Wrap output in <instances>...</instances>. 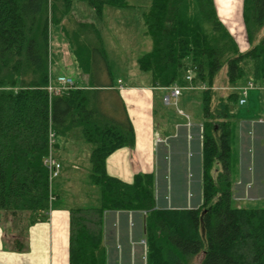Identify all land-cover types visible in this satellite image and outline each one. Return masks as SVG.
<instances>
[{"label":"trees","instance_id":"16d2710c","mask_svg":"<svg viewBox=\"0 0 264 264\" xmlns=\"http://www.w3.org/2000/svg\"><path fill=\"white\" fill-rule=\"evenodd\" d=\"M97 16L104 7L129 6L128 0H78ZM72 0H0V214L28 224L50 209L48 131L66 138L77 132L89 146L91 185L98 205L69 210V264H106L103 223L109 211L135 214V238L146 243L147 264H264V207L233 204L232 142L236 134L238 86L264 80V0H242L248 48L236 40L217 16L213 0H149L143 15L152 46L137 59L154 86H186L190 70L195 85L225 92L201 91V204L162 206L153 174L138 173L128 183L110 176L107 157L133 147L135 133L127 116L121 120L102 109L108 84L98 71L107 68L101 36L93 24L79 23L69 36L89 87L71 89L49 99L48 19L69 18ZM92 43L79 42L84 30ZM81 40H83L81 38ZM87 64V65H86ZM223 70V71H222ZM216 166V167H215Z\"/></svg>","mask_w":264,"mask_h":264},{"label":"crops","instance_id":"0c3cea01","mask_svg":"<svg viewBox=\"0 0 264 264\" xmlns=\"http://www.w3.org/2000/svg\"><path fill=\"white\" fill-rule=\"evenodd\" d=\"M213 2L218 18L226 26L218 12L216 0ZM148 4L149 0H135L134 5L129 4L126 7H104L102 14L97 16L87 3L73 0L69 18L52 24L51 28L49 72L53 82L55 83L57 76L66 75L73 78L79 87L89 86L87 73H84L85 80L80 78L81 68L69 42V36L75 34V30H79L74 20L79 23L93 24L103 42L104 27L109 21L120 25L121 15L126 19L134 16V24L144 26L143 15L148 10ZM240 7L242 18V0H240ZM131 25V22L127 23V26ZM226 28L228 29L227 26ZM84 31L86 32L81 35L83 40L80 38L78 41H82L83 44L90 43L92 33L87 28ZM100 46L102 47V43ZM142 73L135 72L128 79L131 80L134 75L143 78V81L137 82L143 84L136 85L132 81H126V83L118 77L114 82L112 80V87L105 89L106 92L116 94L117 106L121 105V116L118 119L121 120L127 114L135 133L133 147H121L107 157L106 171L110 176L128 183L132 182L135 174H153L157 202L162 205L160 207H171L174 203L197 207L201 204V119L196 115L199 121L190 120V127L186 126V119L183 116L171 120L160 116L156 122L153 116L155 108L165 111L168 107L161 100L165 89L148 84L149 75L144 71ZM118 80H121L123 85L121 89L118 87ZM196 92L198 91H192L195 94L193 98L199 100L200 96ZM118 93H121L120 97ZM181 96L182 94L178 102ZM258 107L260 112L257 117L259 118L262 106L257 105ZM236 135V146L232 154L233 164H231L235 167V173L231 178L230 172V178L233 201L236 206H242L243 203L257 202L262 200L260 197H264V124L257 123L253 117L240 120L237 123ZM157 136H167V143L156 145ZM72 150L73 148L70 147L69 152H72V158L76 160V154ZM66 153L70 156L68 151ZM72 167L77 168L74 162ZM71 208L51 204L49 214L45 218L37 219L23 228L25 220L21 221L23 224L20 222L18 224L17 220L3 218L0 214V264H69V210ZM135 217L133 212L125 211H109L105 214L103 244L106 264H146L141 258L142 248L133 245V242L139 239L133 234L136 229L134 227L136 223H133Z\"/></svg>","mask_w":264,"mask_h":264},{"label":"rangeland","instance_id":"374dc122","mask_svg":"<svg viewBox=\"0 0 264 264\" xmlns=\"http://www.w3.org/2000/svg\"><path fill=\"white\" fill-rule=\"evenodd\" d=\"M73 1V0H72ZM240 0H237V2ZM129 4H135V0H128ZM113 8V7H109ZM111 18V16H109ZM239 18V17H238ZM240 18H241V7H240ZM112 19V18H111ZM242 19V18H241ZM241 19H239V23L241 25V38L240 41L236 40V37L231 33L233 38L236 40V43L239 46L241 51H244L248 48V42L246 39L245 30L242 24ZM131 22L132 25L129 27L127 23ZM50 30V29H49ZM264 33V28L262 30ZM52 35V30H50V36ZM238 39V38H237ZM49 56L51 55V40H49ZM152 46V41L150 36L146 33V28L142 24L138 25L134 24V16L126 19L121 15V23L120 25L114 24V22L109 21V23L103 29V42L102 49L104 51V57L106 59L107 68L104 67L102 70H97L95 66L92 71H98L99 73V81L102 84H108L110 79L113 82L120 77L125 82L132 81L133 83H137L139 80L143 81V78H138L133 75V78L129 80V76L134 74L135 72L142 73L141 70L137 67V59L143 54L150 51ZM51 58V57H50ZM223 71V70H222ZM146 73V72H145ZM67 74V73H66ZM143 74V73H142ZM149 75V73H147ZM190 74V73H189ZM80 78L83 80L86 79L84 72L80 70L79 72ZM191 78L193 74H190ZM151 83V77L149 75ZM187 82V81H186ZM220 79L217 80L214 85L210 88L214 90L216 94L225 92V88L219 86ZM127 83V82H126ZM188 83V82H187ZM195 85L193 79L189 82V85ZM206 89V90H207ZM205 89H181L180 95L182 96L177 103V106L170 104L168 105L165 111L157 110L155 108L154 111V119L157 122L160 116L166 117L169 120L172 118L182 117L183 115L179 114L177 108L183 110L185 113L190 115L191 120H197L196 115L202 119L203 111L202 104L198 102L192 91H198L196 94L200 96L201 91ZM191 91V92H190ZM121 93H118L120 97ZM257 95L258 97L254 96ZM121 99V98H120ZM199 99V97H198ZM181 100V101H180ZM247 104L244 106H236L235 107V121L237 123L240 120L248 119V117H253L255 121L258 119L259 115V107L262 106V113L259 117L263 115L264 111V91L260 89H251L247 93ZM197 102V103H196ZM117 97L116 94L103 91L101 95V105L103 111L112 118H120L121 116V105L117 106ZM260 104V105H259ZM154 109H152L153 111ZM256 117V118H255ZM196 118V119H195ZM237 127V126H236ZM77 132H73L68 138H61L60 136L56 137L54 154L57 160L61 164V173L59 177L54 178L52 180L51 191L54 200L51 201L52 206H68V207H92L97 206L98 202V189L97 187L91 185L89 182L88 176L90 173V164H89V146L84 141L83 137L80 135V132L76 129ZM236 135V134H235ZM237 137V135H236ZM236 138H233L232 144V154L236 146L235 142ZM73 148L74 154H76V160L72 158V152H69V148ZM70 154V156L66 153ZM231 155V164H233V155ZM75 163L77 168H73L72 164ZM231 166V178L234 177L235 167ZM216 167V166H215ZM181 177V176H180ZM182 179V177H181ZM260 201L257 202H247L241 204L243 207H254V208H263L264 207V197H260ZM235 205V202H233ZM23 224L22 222H20ZM19 224V222H18Z\"/></svg>","mask_w":264,"mask_h":264},{"label":"built area","instance_id":"2783aa9c","mask_svg":"<svg viewBox=\"0 0 264 264\" xmlns=\"http://www.w3.org/2000/svg\"><path fill=\"white\" fill-rule=\"evenodd\" d=\"M191 71L189 70L185 76V79L187 81H191V75L190 74ZM75 87L73 80L70 77L67 76H58L56 78V84H53L51 82V80L49 79L48 84L46 85V90L48 93V96L51 97L53 95H59L62 94L65 91H68L70 89H73ZM193 87V86H191ZM258 86L252 82V81H248L246 84H244L243 86H241L239 88V98H238V104L239 105H244L246 102V96L247 93L249 92V90L251 89H255ZM200 89H206L207 86H205L204 84L199 86ZM264 89V81L262 83V87ZM181 91V87L174 85L170 88L167 89V92L162 96V101L164 104H170L172 102L176 103L177 98L180 94ZM264 121V116L263 118L259 119V122H263ZM55 137L56 134L54 132L53 129H49L48 131V152L47 155L44 157L43 159V164L44 166L47 168L48 170V179L49 182L52 181L54 178L58 177L59 173H60V163L57 161V159L55 158L54 154H53V146L55 144ZM165 141V140H164ZM156 142H163V140H161L160 138L156 139ZM139 244L141 245H145L144 240H140Z\"/></svg>","mask_w":264,"mask_h":264},{"label":"bare ground","instance_id":"6f19581e","mask_svg":"<svg viewBox=\"0 0 264 264\" xmlns=\"http://www.w3.org/2000/svg\"><path fill=\"white\" fill-rule=\"evenodd\" d=\"M216 4L222 21L226 24L229 31H231L235 37L237 36L236 40L240 41V34L242 31L239 23L240 2H237V0H216Z\"/></svg>","mask_w":264,"mask_h":264}]
</instances>
